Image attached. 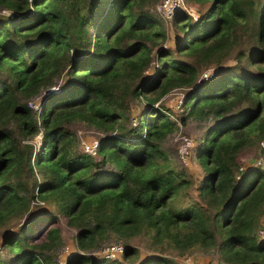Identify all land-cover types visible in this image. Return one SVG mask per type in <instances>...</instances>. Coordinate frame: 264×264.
I'll list each match as a JSON object with an SVG mask.
<instances>
[{"label": "trees", "instance_id": "1", "mask_svg": "<svg viewBox=\"0 0 264 264\" xmlns=\"http://www.w3.org/2000/svg\"><path fill=\"white\" fill-rule=\"evenodd\" d=\"M157 1L0 0V264H56L60 222L77 250L64 264L136 262L127 244L121 259L96 254L112 236L151 239L157 254L137 264L214 248L224 264H264V169L241 171L249 151L264 157V0H183L198 17L175 11L172 47ZM62 76L37 117L29 101ZM176 89L179 114L159 103ZM129 98L143 104L134 125ZM192 119L212 121L196 180L161 148ZM76 123L102 133L95 156L77 152Z\"/></svg>", "mask_w": 264, "mask_h": 264}, {"label": "rangeland", "instance_id": "2", "mask_svg": "<svg viewBox=\"0 0 264 264\" xmlns=\"http://www.w3.org/2000/svg\"><path fill=\"white\" fill-rule=\"evenodd\" d=\"M164 6L165 0H158L152 7L151 11L163 22V25L165 26L167 30V40L165 42V45L173 46V38H174V32L171 25V20L168 18L172 12H165L162 9L159 11V6ZM185 4L186 10L189 11V16L192 19H197L198 17V7ZM8 13L7 9H4L3 7H0V15H6ZM236 53V52H235ZM231 63V62H230ZM232 64V63H231ZM155 69V63L152 64L150 67L148 73L150 74ZM208 72V71H207ZM206 72V73H207ZM146 74V75H149ZM209 75V74H208ZM65 77L62 76L60 79H58V84L49 89L47 92H43V94L31 99L29 101L30 107L34 110L36 108L39 109L40 105L43 104L44 99L48 95L49 92L57 91L58 86L61 85L64 81ZM185 93V90L182 89H176L166 95L164 98L161 99L159 102L160 105H163L164 107L171 108L174 112L180 113L181 112V104L183 95ZM128 106H129V112L131 115L130 123L135 124L137 119V115L140 112L141 108L143 107L142 101L137 99H131L128 100ZM246 108V106H241L239 109H237L236 112L242 111ZM212 121L211 120H198V119H192L189 120L186 125L178 124L177 130L174 131L169 137L161 144V148L166 152V156L171 164L172 167L176 169H185L189 176L196 180L199 176V165L198 161L195 158L196 157V147L200 141V139L203 137V135L206 132V129L208 125H210ZM73 129L76 131L79 144H78V151L79 153L82 152V144L83 143H91L93 141H99V139L102 137V133L85 125L76 123L72 125ZM41 142V135H38L34 137L32 140V144L35 148L40 145ZM181 151H187L185 154V158L182 157ZM250 154H252L254 157L251 160H246L242 163L244 164L241 171H243V174L247 172V170L251 167L254 168H260L261 166L258 165V160L262 157V154L259 152L249 151ZM83 153V152H82ZM95 156V155H94ZM49 206L46 203H34L32 209H37L35 213H39L41 209L48 208ZM34 213V214H35ZM31 217V214L27 216L23 222H26ZM31 220V218H30ZM60 228H62L63 231V244L58 251V256L55 257L56 264L61 263L64 264L67 257L77 251L76 250V243H75V230L66 226L63 222L59 223ZM12 230V229H11ZM14 230V229H13ZM6 230L2 229L0 230V245L1 240L5 234ZM45 232L42 231L36 235V238L38 240L44 239ZM257 239L258 241L264 240V221L263 226L260 228L257 232ZM151 239L146 236H139L131 239L130 241L125 240H119L115 236H112L109 241L104 243L101 248L96 252L98 256H102L101 251L110 245H116L121 244L125 248V244L136 247L139 251L138 258L136 259V262H132L130 264H137L138 261L149 257L150 255L157 254V250L153 248L151 245ZM221 241L220 236L216 235V242L219 244ZM0 254L7 256L6 250L0 246ZM164 255L172 258L176 262H179L181 264H216L220 262L218 260L217 255V249H212L209 253H202L199 251H193L191 253H188L186 255L180 256L175 251L171 249H166L164 251ZM121 259V258H120Z\"/></svg>", "mask_w": 264, "mask_h": 264}, {"label": "built area", "instance_id": "3", "mask_svg": "<svg viewBox=\"0 0 264 264\" xmlns=\"http://www.w3.org/2000/svg\"><path fill=\"white\" fill-rule=\"evenodd\" d=\"M178 8H183V9L186 10V7H185V4H184V1L183 0H165L164 6H161V4H160L159 11L162 9L165 12H172L170 14V16L168 17V18L171 19L172 16H173V14L175 13V11ZM186 12L189 13V11H187V10H186ZM195 19H196V17H195ZM209 72L210 71H208L207 74ZM210 74L211 73H209V75ZM41 108H42V105H40L39 109L36 108V109L33 110L36 113L37 117H39V114L41 112ZM262 145L264 147V144H262ZM97 146H98V142L97 141H93L91 143H83L82 144V151L85 154L94 156L97 153ZM186 152L187 151H181V154H182V157L183 158H185ZM257 164L260 165L264 169V157H261L258 160V163ZM124 251H125V247L123 245L116 244V245H110V246L105 247L101 251V253H102V256L103 257L108 258V259H120L123 256ZM58 264H61V263H58ZM176 264H181V263L176 262ZM216 264H224V263L218 262Z\"/></svg>", "mask_w": 264, "mask_h": 264}, {"label": "water", "instance_id": "4", "mask_svg": "<svg viewBox=\"0 0 264 264\" xmlns=\"http://www.w3.org/2000/svg\"><path fill=\"white\" fill-rule=\"evenodd\" d=\"M48 91H49V90H48ZM48 91H47V92H48Z\"/></svg>", "mask_w": 264, "mask_h": 264}]
</instances>
